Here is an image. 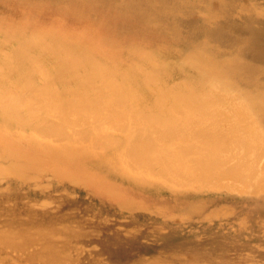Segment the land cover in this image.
<instances>
[{
    "label": "bare ground",
    "instance_id": "obj_1",
    "mask_svg": "<svg viewBox=\"0 0 264 264\" xmlns=\"http://www.w3.org/2000/svg\"><path fill=\"white\" fill-rule=\"evenodd\" d=\"M0 1L6 4L11 0ZM26 1V6L38 9L48 0ZM62 1L65 5L75 2ZM154 2L143 0L146 9L142 22L156 26L159 22L154 18V11L162 9L154 7ZM186 6L181 3L175 12L189 13L191 7ZM73 12L84 18L83 12ZM174 21L177 25L176 19ZM53 22L0 18V170L6 171L4 175L17 177L28 189L41 186L50 194L64 195L66 200L56 207L55 213L59 215L52 223V233H58L57 244L61 246L55 249L57 252L42 248V239L30 233L36 226L42 227L44 222L38 223L37 215L24 221L15 211L3 209L4 213L0 212L1 251L21 245L26 252L23 257L28 255L31 264L53 256L54 261L58 256L64 259L67 245L86 242L91 235H79L75 231L77 228L70 225L81 219L73 210L79 204L88 203L85 208H91L101 216L114 209L103 204L104 201L116 200L127 190L137 196L139 207H146L162 196L171 203V194L183 193L182 199L177 203L175 199L172 205L183 208L184 197L193 199L197 196L195 192L200 183L218 190L225 181L227 191H235L233 185L236 182L247 180L245 163L232 164L234 168L228 171L227 162L218 161L208 151L210 145H227L228 140L234 139L230 136L236 128H220L218 110L208 107L222 104L223 99L215 93L216 88L226 86L230 100L234 101L236 95L233 93L236 92L231 81L246 82L232 62L217 61L210 48L196 51L194 43L184 46L189 53L184 65L163 59L162 46L133 55H125L123 49L120 54L125 58L119 55L102 57V44L92 30H65L62 20ZM114 32H118V24L114 26ZM251 97L240 99L239 114L261 118L264 96L261 103L253 102ZM253 134V141L264 140L262 129L256 126L255 129L247 128L246 137H236L234 141L246 150L252 144L249 139ZM197 165L201 167L191 170ZM255 176L259 179L261 173L256 171ZM76 185L86 189L71 195L69 190ZM253 190L252 187V193ZM257 191L258 188L255 193ZM150 208L147 210L152 215L163 214L164 206L158 203ZM258 211L259 215L255 210L251 215L264 218V206ZM21 221L24 222L21 224ZM162 223L172 234L178 233L177 227H181L179 223ZM6 258L9 264L16 261L9 252Z\"/></svg>",
    "mask_w": 264,
    "mask_h": 264
},
{
    "label": "rangeland",
    "instance_id": "obj_2",
    "mask_svg": "<svg viewBox=\"0 0 264 264\" xmlns=\"http://www.w3.org/2000/svg\"><path fill=\"white\" fill-rule=\"evenodd\" d=\"M21 1L11 0L6 4L0 1V18H27L31 21L38 20L39 23H54L53 20L58 19L59 22L63 21L65 26L63 29L65 30H92L102 44L104 51L101 53L102 57L121 56L120 52L122 53L123 49L125 55H128V53L133 55L144 51L149 52L162 46L163 59L184 65L187 54H189L184 46L194 43V46L197 45L195 47L196 51L210 48L214 51V57L217 61L229 60L232 62L235 70L239 71L238 69H240L239 72L246 79L244 83L242 81L235 83L231 81L230 83L232 89L236 92L233 93L236 95V100L231 101L229 89L226 86H221L215 89V93L223 99L221 100L222 104L208 106L218 110L216 112L221 120L219 121L220 128L223 127L225 130L233 126L234 129L236 128L234 134L229 135L230 137L234 136V139L228 140L229 144L222 146L210 145L211 147L208 149L209 153L216 157L218 161L227 162L228 171L234 168L231 167L232 164L239 162L246 164L249 177L245 182H236L233 185L235 191H227L228 186L225 181L219 185L218 190L210 189L200 183L199 190L196 189L195 192L197 196L193 199L184 197L182 201V203L184 202L183 208H174L172 206L174 200L176 199L175 203L179 202L183 193L171 194L173 196L171 203L162 196L158 200H152L151 204H147L146 207H139L137 196L125 190L122 196L116 200L107 199L103 203L112 206L121 213H117L113 209L111 213L105 212L101 216L96 215L91 208H85L88 203L79 204L73 210L81 216V219L76 223L70 222V225L77 228L75 231L80 233L79 235H90L91 233L90 237L87 240L85 239L86 242L67 245L64 251L68 249L70 254L68 251L67 254L65 252L64 259L58 256L59 259L57 257L54 261L53 256V258H45L35 264H55L57 261L59 263L56 264H247L248 262V264H264V218L257 216L259 215L258 209L264 206V185H260L264 183V140L261 141L256 138L258 140L253 141L255 139L253 134L249 139L252 144L246 150L234 141L236 137L239 139L243 135L245 136L249 127L255 129L256 126H260L264 134V104L260 108L262 109L260 110L261 118L257 115L239 114L241 98L252 96L251 100L255 103L263 101L264 0H153V2L155 1L153 6L162 9L160 12L154 11V18H157L156 21L159 22L156 26L151 25L148 21V24L142 22L143 12L146 9L142 5L143 0H137V2L135 0H75L71 5H65L62 0H48L42 8L38 9L30 5L26 6V0L22 3ZM181 3L183 7L184 5H188L187 8L191 7L189 13L175 12L181 6ZM193 10L195 12H192ZM73 11L83 12L84 18L77 17ZM175 19L177 25H174ZM211 23L215 24L212 25ZM117 24L118 32H114V26ZM177 36L180 39L176 38ZM244 38L245 43L243 42ZM118 45H121V47L126 46L121 49ZM167 51L170 52L167 53ZM170 53L176 55V58L173 55L168 56ZM123 55L120 58H125ZM247 78L251 81H247ZM189 79L190 81L193 80V78ZM208 166H210V162ZM200 167L197 165L191 170L194 171ZM256 171L261 173L259 179L255 176ZM0 172H2L0 174V212L4 213L3 209L10 212L15 211L17 217L24 221L37 215L38 223L44 222L42 227L36 226L30 233L42 239V248L44 246L47 249H59L61 245L57 244L56 235L58 233H52V223L53 221L56 222L59 215L57 212L55 213L56 207L66 200L64 195L50 194L41 186H32V189H28L14 175H4L6 173L4 170H0ZM220 173V178H222L223 173L221 171ZM251 185L254 193H252V187L250 188ZM257 188L258 191L255 193ZM259 188L262 190H259ZM79 189L86 188L76 185L69 191H71V195H74ZM157 203L164 206V208L161 209L163 214H160L162 215L155 216L147 209ZM254 210L257 215H251ZM160 220L179 223L181 227H177L178 233L173 232L172 234ZM24 221H21V224ZM12 226L14 225L12 224ZM7 232L8 230L5 231V233ZM147 244L150 246L148 247ZM8 252L16 258V261L12 264H31L28 255L27 258L23 257L26 252H24L21 245L5 248L3 251L0 250V264H9L6 258ZM55 252L57 251L55 250Z\"/></svg>",
    "mask_w": 264,
    "mask_h": 264
}]
</instances>
